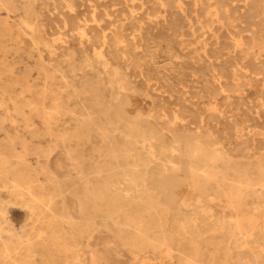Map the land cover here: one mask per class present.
Returning a JSON list of instances; mask_svg holds the SVG:
<instances>
[{
	"label": "rangeland",
	"instance_id": "1",
	"mask_svg": "<svg viewBox=\"0 0 264 264\" xmlns=\"http://www.w3.org/2000/svg\"><path fill=\"white\" fill-rule=\"evenodd\" d=\"M0 264H264V0H0Z\"/></svg>",
	"mask_w": 264,
	"mask_h": 264
},
{
	"label": "bare ground",
	"instance_id": "2",
	"mask_svg": "<svg viewBox=\"0 0 264 264\" xmlns=\"http://www.w3.org/2000/svg\"><path fill=\"white\" fill-rule=\"evenodd\" d=\"M210 1V0H209ZM124 4V3H123ZM214 5V4H213ZM227 9V8H226ZM176 11V10H175ZM242 11V10H241ZM208 12V11H207ZM219 12V11H218ZM171 13V12H170ZM175 24V23H174ZM156 28V27H155ZM173 28V27H172ZM177 33V32H176ZM142 33H140V35H141ZM165 35V34H164ZM165 38V37H164ZM150 41V40H149ZM60 42V41H59ZM242 42V41H241ZM208 43V42H207ZM219 43V42H218ZM153 44V43H152ZM216 46V45H215ZM151 47V46H150ZM174 47H175V45H174ZM171 53V52H170ZM211 62V61H210ZM237 63V62H236ZM262 63V62H261ZM178 65V64H177ZM156 66V65H155ZM154 66V67H155ZM213 68V67H212ZM152 71H154V70H152ZM154 73V72H153ZM210 74V73H209ZM233 74V73H232ZM152 77V76H151ZM170 78V77H169ZM151 79V78H150ZM208 79V78H207ZM152 80V79H151ZM144 87V86H143ZM146 87V86H145ZM146 89V88H145ZM178 90V89H177ZM171 106V105H170ZM182 108H184V107H182ZM57 109V108H56ZM163 110V109H162ZM192 110V109H191Z\"/></svg>",
	"mask_w": 264,
	"mask_h": 264
}]
</instances>
